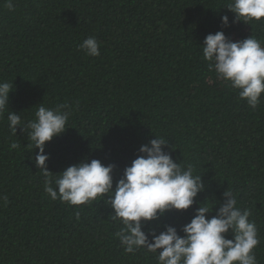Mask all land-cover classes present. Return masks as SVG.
<instances>
[{"label":"trees","instance_id":"obj_1","mask_svg":"<svg viewBox=\"0 0 264 264\" xmlns=\"http://www.w3.org/2000/svg\"><path fill=\"white\" fill-rule=\"evenodd\" d=\"M225 2L14 0L10 11L0 0V79L13 82L9 108L25 122L39 103L72 105L69 127L46 142L54 175L89 158L114 163L118 180L138 148L162 136L176 162L196 166L204 188L189 209L144 230H179L200 202L218 209L231 189L239 206L252 209L254 251L264 264V96L252 110L209 72L199 45L222 29L223 15L234 18ZM223 30L233 40H264V22ZM89 36L100 42L98 57L78 48ZM12 140L20 149H9ZM27 143L21 126L12 136L6 114L0 118V264H156L152 254L123 251L106 199L74 207L52 201Z\"/></svg>","mask_w":264,"mask_h":264},{"label":"clouds","instance_id":"obj_2","mask_svg":"<svg viewBox=\"0 0 264 264\" xmlns=\"http://www.w3.org/2000/svg\"><path fill=\"white\" fill-rule=\"evenodd\" d=\"M4 7L14 11V0H5ZM225 7L234 18L223 15L222 29L205 36L199 44L202 59L216 80L226 82L255 110L264 96V40L253 34L233 40L223 28L239 21L264 22V0H226L221 8ZM78 48L89 57L100 55V42L95 36L83 39ZM12 91L13 82L0 79V118L6 114L12 136H17L18 126L23 128L26 148L33 153L32 159L43 177L45 194L69 207L106 199L113 209L109 217L119 225L114 237L126 254L143 251L152 254L156 264H259L254 249L260 244V236L256 222L250 219L252 209L239 206L238 193L231 189L224 192L225 200L218 209L214 202H200L190 222L179 230L172 224L163 225L166 230H144L145 223L159 221L169 211L189 209L204 188L191 161L178 163L164 150V137L157 135L142 144L118 180L113 176L114 163L105 165L100 159L89 158L54 175L47 165L46 142L69 127L72 105L63 102L46 107L39 103L33 118L25 122L9 108ZM20 147L16 140L9 144L10 150ZM2 199L7 203V196ZM75 216L80 219V210Z\"/></svg>","mask_w":264,"mask_h":264}]
</instances>
